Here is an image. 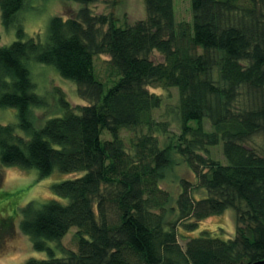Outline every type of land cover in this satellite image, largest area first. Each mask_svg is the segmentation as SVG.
<instances>
[{"label":"trees","instance_id":"obj_1","mask_svg":"<svg viewBox=\"0 0 264 264\" xmlns=\"http://www.w3.org/2000/svg\"><path fill=\"white\" fill-rule=\"evenodd\" d=\"M62 1L78 9L51 17L40 42L23 40L16 20L26 0H0L1 23L17 26L0 46V108L17 111L15 125L0 124V165L39 178L81 172L51 186L66 203L21 206L20 231L49 255L24 264H264V0H189L191 22L177 24L173 0H144L142 18L122 25L90 7L102 0ZM102 54L109 86L94 68ZM32 61L74 82L87 104L58 96L61 115L35 126L47 102ZM149 87L177 90V135L156 119L163 98ZM218 144L225 163L209 157ZM180 165L193 180L175 173ZM171 181L176 192L164 188ZM227 209L233 236L203 231L179 244V223L194 231ZM71 227L76 249L58 244L55 256L48 243Z\"/></svg>","mask_w":264,"mask_h":264},{"label":"rangeland","instance_id":"obj_2","mask_svg":"<svg viewBox=\"0 0 264 264\" xmlns=\"http://www.w3.org/2000/svg\"><path fill=\"white\" fill-rule=\"evenodd\" d=\"M78 3L62 0H26L25 7L17 14L16 20L23 31V40L33 38L35 41L45 42L47 38L48 22L54 15H60L66 18V15H72L78 9ZM90 7L97 13H111L117 24L122 25L124 21L134 22L142 18L144 13V0H102L91 4ZM174 20L177 23L191 22V9L189 0H173ZM17 26L6 28L0 20V46H6L17 39ZM156 60L161 56L154 53ZM107 55H97L94 57V68L98 77L107 81L104 75ZM30 78L35 85V92L46 98V107L35 109L34 115L36 125L41 123L47 117L61 115L58 107V96H63L74 109L81 105H86L78 92L77 86L70 80L63 79L59 73L50 65L37 62L29 63ZM107 86L111 84L107 81ZM151 92L160 94L163 98L162 106L155 111L157 120H165L170 124V131L177 135L179 133V124L174 112L177 104V90L173 87L160 88L149 87ZM17 123V111L15 108H0V124ZM194 124V121H191ZM204 125L207 130L210 126L206 120ZM19 134L23 132L16 130ZM124 138L131 136V133L121 132ZM136 135L140 132H135ZM135 135V134H134ZM107 132H103L102 138H108ZM161 142H164V135L158 134ZM209 157L221 163H225L221 144L208 147ZM175 173L188 180H193L190 172L183 165L176 167ZM81 175V172L60 173L52 172L50 175L39 178L36 169H20L13 166L0 165V264H24L29 259H46V251H36L31 247V242L19 228L21 218V206L27 202L36 204L48 200H56L60 203H66L67 199L55 195L51 189L52 184L58 183L74 176ZM164 188L176 192L177 186L173 181L164 185ZM14 217V218H13ZM178 225V242L184 246L188 237L197 236L200 232L207 231L211 236L227 238L233 236L234 221L233 213L227 209L220 215L209 216L198 222L194 231L186 230L182 223ZM75 227H71L59 243L49 242L48 246L55 256H60L61 252L57 249L58 244L66 249L75 250L76 241L74 239ZM56 245V246H55Z\"/></svg>","mask_w":264,"mask_h":264},{"label":"water","instance_id":"obj_3","mask_svg":"<svg viewBox=\"0 0 264 264\" xmlns=\"http://www.w3.org/2000/svg\"><path fill=\"white\" fill-rule=\"evenodd\" d=\"M253 264H257V263H253Z\"/></svg>","mask_w":264,"mask_h":264}]
</instances>
